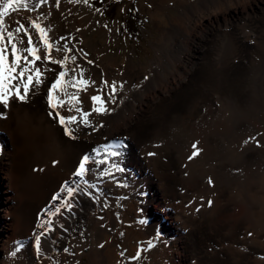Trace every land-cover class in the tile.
<instances>
[{
  "label": "bare ground",
  "instance_id": "1",
  "mask_svg": "<svg viewBox=\"0 0 264 264\" xmlns=\"http://www.w3.org/2000/svg\"><path fill=\"white\" fill-rule=\"evenodd\" d=\"M162 1L163 7L165 0ZM174 2L190 5L188 11L164 19L166 22L159 19L165 28L161 29L153 44L154 59L144 66L132 62L124 70L123 64L121 68L117 65L114 56L102 58L98 70L96 61L90 59L88 52L74 48L72 43L59 44L64 35L56 34L54 25L49 22V0L34 11L19 7L5 15L4 22L14 33L17 47L26 48L28 35H31L33 46L39 49L41 59L36 61L35 67L39 68L43 82L39 86L33 82L25 101L13 98L8 107L0 105V122L14 120L11 129L27 144L36 147L32 163L48 165L43 175L26 170L29 173L25 177L27 182L36 183L50 172H59L65 167L70 170L68 183L72 182L77 192L74 194L67 187V181L65 187L62 181L66 178L62 179L58 193L50 195L42 207L52 222L50 233L40 219L34 226L33 235L27 238L24 247L19 248L15 232L23 223L17 213L19 200L15 190L19 177L15 170V156L20 146L13 145L10 128H0L8 133L10 145H13L12 155L0 150V208L3 209L0 211L4 213V217H0V264H76L83 249L89 250L93 264L117 262L116 257L120 255L117 248L101 247L108 244L111 236L106 229L100 228L106 225V221H99L92 211L117 205L102 192L109 181L113 184L118 181L121 185L123 191L115 187L111 194H119L126 214H131L135 200L149 204L150 197L146 200L142 192L132 190L133 183L130 182L133 181L123 173V160H115V156L121 154L119 149L124 148L109 144L115 145L121 138L133 134L142 123V115H145L144 128L151 132L148 138H140L142 144L128 157L129 162L146 172L141 181L144 186L152 184L155 175L162 171L166 174L173 172L175 179L167 177L153 185L159 188L154 198L161 201L166 195L167 182L174 180L172 200L179 203L180 212L187 215L185 220L174 225L177 216L171 212L176 208L168 203L158 206L162 215L159 219L157 214L151 216L154 223L164 229V239L170 240L162 251L165 264H187L186 257L194 256L193 250L199 251L195 264H212L214 260L215 264H221L218 253L225 255L227 264H264V22L259 30V23L253 21L256 13L250 9L253 4H262L264 0ZM27 4L32 9L39 0H29ZM259 8L264 9L263 6ZM160 15L157 12L156 17ZM17 20L25 25L19 33L15 31L19 27ZM33 20L47 31V39L53 46L51 58H69L64 68L44 58L48 52L39 33L31 26ZM236 31L243 36L244 43L235 36ZM80 40L85 43L83 37ZM7 48L11 63V45L8 44ZM22 55L27 56V53L22 51ZM95 55L99 56V53L95 51ZM24 67L28 65L21 62L17 71ZM60 71L67 73L64 77L66 84L56 95L66 99L65 93L68 96L76 94L80 103L75 107L90 113L89 126H85L75 107L70 111L65 104L55 110L65 117L77 116V123L70 125L76 139L64 134L62 126L57 125V116L50 115L54 110L51 112L47 108L48 89ZM27 75L23 78L24 83ZM74 79H84L87 84L78 91L67 83ZM12 84L23 94V83L19 79ZM96 95L104 101L105 113L93 111L98 105H94L91 98ZM172 96L173 99L168 100ZM172 101L176 102L170 104ZM85 156L88 161L84 175L80 177L76 172ZM173 158L179 165L170 168ZM50 162L56 169L50 168ZM196 173L197 176H193ZM55 212L58 214L54 215ZM75 213L81 221L80 231L70 228ZM163 215H171L174 221L167 223ZM5 216L11 219L9 224ZM217 216L224 224L213 223ZM104 218L108 219L109 215ZM202 218L210 219L207 227L212 235L213 250L208 246L200 249L197 244L194 246V242L187 245L193 235L187 222ZM147 219V216L143 217L144 221ZM34 220L35 217L33 223ZM130 222L134 223L133 220ZM77 233L81 234L80 239H76ZM37 236L41 242L39 252ZM61 249L68 259L59 262L54 254ZM135 250L133 247L132 254ZM156 253H150V260L160 264ZM245 257H255V260L249 263Z\"/></svg>",
  "mask_w": 264,
  "mask_h": 264
},
{
  "label": "rangeland",
  "instance_id": "2",
  "mask_svg": "<svg viewBox=\"0 0 264 264\" xmlns=\"http://www.w3.org/2000/svg\"><path fill=\"white\" fill-rule=\"evenodd\" d=\"M28 1L29 0H24V2L26 3ZM95 1H97L98 3L97 6H101V5L103 6V10L107 15H111L109 17L111 21H109L107 17H103L99 10L93 9L94 4L91 0H71V2L70 0H59L58 6L56 0H49V3L47 4L49 9L47 10L50 11L51 13L49 16L50 18L49 22H51L52 25H54L53 31L56 34L64 35L63 41L61 39L58 41V43L61 44L66 41L65 43H72L74 48L82 49L84 52H88L89 53L88 56L90 57V59L96 61L95 66H98V70H100L99 66L101 65V59L108 58L110 56L116 57L117 59L116 63L120 68L121 65L123 64V68H122L123 70L127 69L132 62L141 66L148 64L155 57L153 44L156 43L160 32L165 28V25H163L162 20L159 19L169 20L168 19L169 17L177 16L183 10L188 11L190 5L189 3L180 5L174 2L176 0H165V5L163 4V7L161 4L163 2L162 0H95ZM52 2L54 3V6H52ZM5 3L6 0H0V8H2ZM260 6L264 7V3L259 5L253 4L252 7L250 8L254 13H256L253 21L259 23L258 26L259 30L263 26V22H264V9L262 10L261 8H259ZM130 8H136V10L139 13V20H138L139 35L136 34V39H135L136 41H134L135 36L134 38L130 39L127 36H124L123 32H120L121 29L120 17L123 12L124 13L127 12L126 10H129ZM13 11H14L13 9H9L7 14L12 13ZM157 12H160L161 15L156 17ZM133 18L134 20H136L135 14H133ZM247 19L248 18L245 17V20ZM248 22H250V20H248ZM235 26H237V23L235 24ZM258 32L259 31H257V33ZM235 36L239 40H241L242 43L245 42L243 36L240 34L239 31H236ZM66 37L69 40H67ZM82 37L85 43H83L80 40ZM213 37L215 38V33L213 34ZM95 51L99 53V56L95 55ZM173 97L174 96H172L168 100L173 99ZM175 102L176 101H172L170 104H173ZM135 106L138 107L139 104L135 103ZM132 118H135V116H132ZM144 119H145V115H142V119H141L142 123L138 125L139 127L136 129V131L126 138H121V140L118 141L113 146L119 148V145H121V143L123 142L128 143L126 149H119L121 154L116 155L115 160L117 162L123 160V162L121 163V166L123 168V173L127 179L133 181V182L128 181L130 183H133V185L140 178L139 173H137L133 167H136L138 170H143V169L138 168L135 164L129 162L128 157H130L134 152L138 151L139 146L142 144L140 138H148L150 135L151 130L144 128L145 127ZM13 124H14V120H10L9 122L1 121L0 128H4V129L10 128V131L13 134V140H12L13 145L20 146V150L15 156V160H16L15 170H17V174L19 177V182H17V186L15 190V196L16 197L18 196L19 203L17 207V213L19 214L20 216L19 218L21 219V223L23 224L19 226L17 231L15 232L17 236V239L15 241L16 242L20 241L21 244H24L27 238L33 235L35 228L34 226H36L37 222L39 221L40 215L38 214L40 213L41 208L46 203L50 195H54L58 193L62 179L66 178L64 180L68 181V175L70 174V170L64 167L59 172L57 171L50 172L44 179L40 178L36 183L30 184V182H27L25 177H27L29 173H27L26 170L27 171L31 170V173L33 174L43 175L44 173H46L48 165L46 164L34 165L32 163V160L35 157L36 147L27 144L24 138L20 137L16 132H14L13 129H11ZM10 142L11 141L10 138L8 137V133L0 129V150L2 152L7 151L12 155L13 145H10ZM166 161H168L167 156H166ZM51 162L49 165L50 168L56 169L51 164ZM178 165L179 163H177L176 158H173L169 167L175 168ZM30 166L32 167L30 168ZM128 166H131L130 169L133 171L132 173L130 171L126 172L125 169ZM197 174L198 173H196L193 176H197ZM172 175L173 172L166 174L162 171L158 176L155 175L154 178L152 177L154 179L152 184H146V186L142 185L143 188L148 190L149 192L148 196L150 197V200H149V204L146 205V209L144 210L143 213L138 215H133L139 219L138 225L134 224L133 222L125 221L124 218L127 216L128 213L126 214V211H122L124 209L122 204L120 207L119 205L120 203H117V205H115L114 207H109L108 208L109 211L101 208V210L96 212V209L93 206V209L95 210L92 211V214L95 215L99 221L101 222L106 221V225H104V227L100 226V228H103L102 230L104 231L107 230L108 233L111 235L110 236L111 241L110 238L108 237L109 239L108 244L107 243H105L106 245L103 244L102 248H106V247L117 248L120 254L119 256L116 257V259L118 260L115 264H135V263L157 264V261L150 260V253L152 251H157L156 254H159L158 263L165 264L166 258L162 256V251H165V248L167 244L170 243V240L168 241V239H164V236H162L163 235L162 231L164 229L162 227L161 230L154 228L152 230L153 232L148 231L144 234L139 233V230L141 229V225L146 226L148 224L147 221L141 223V219L143 220L144 214L147 213L150 216H154L157 214L158 215L157 218L159 219V217L162 215H160L158 212L159 209L158 206L159 205L166 206L168 203L172 204L176 208L174 209L175 211L171 212L173 216L174 215L177 216L174 225L185 220V216L187 215L184 216V214L180 212L179 208L181 205L172 200L171 191L173 189L174 180L167 182L166 188L164 190L166 195L161 199V201L157 202L156 199L154 198L158 193L159 188L153 187V185H157L161 181H165L167 177H173ZM204 177L205 175H203V178ZM108 183H110L112 187L110 191H112L115 187H118L123 191L118 181H115L114 184L111 181H109ZM140 184H142L141 181ZM177 184L178 181L176 180V185ZM132 190H134L133 186H132ZM52 191L54 192L52 193ZM107 193H108V197H112V195L109 193L108 190ZM184 201H186V199ZM132 209L133 212L135 213H137L136 210L140 212V205L135 203ZM2 211H0L1 218L2 216L4 217V213ZM106 212H110V213L107 214ZM75 214L72 215L73 218L71 217L72 225L70 228H77L78 231H80L79 225L81 221L79 217H77L78 213ZM108 215L109 218L105 219L104 217L105 216L107 217ZM34 217L35 220L33 223ZM75 217L76 219H74ZM163 218L167 220V223H172L170 222V220L174 221V218L171 215H163ZM3 221L4 219H2V222ZM5 221H7V223L9 224L11 219L9 217H6ZM123 221L127 222V224H124ZM133 221L135 222V220ZM209 222L210 219L207 218H202L201 220L198 219L195 221L187 222L188 225L191 226L192 229L191 234H193L190 235L187 245L190 246L194 242V246L197 244L200 249H202V247L204 246L205 247L208 246L213 250V243L211 240L212 235L211 233H209L207 227ZM32 223H33V228L31 229ZM213 223L216 225L224 224L220 216H217V218L213 220ZM48 230L49 231H47V233H50L51 228H49ZM155 230L161 232L162 235L159 234L158 236L155 235ZM75 237L76 239H80L81 234L77 233ZM155 238H158L157 239L158 241H155ZM146 240H151L152 243L146 242ZM161 240H164V242ZM171 241L174 242L173 240ZM223 243L225 244V242ZM133 247H136V250L132 254ZM103 251H105V249ZM198 252H199L198 250H193L194 256H191L190 254L189 257H186V263L195 264L196 263L195 258L198 257ZM208 252H210V249H208ZM208 252L207 254H209ZM98 253L101 254V251H99ZM54 255L56 260H58L59 262L63 261L64 259H68L64 256V251L62 249L59 250V252ZM217 259H219V262H222L221 264H227L228 262V260L225 259V255L223 256L222 253L217 254ZM245 260L250 263L255 260V257H245ZM76 264H93L90 261L89 250L83 249L81 252H79ZM104 264H108V262H104ZM212 264H215V260L212 261Z\"/></svg>",
  "mask_w": 264,
  "mask_h": 264
},
{
  "label": "snow or ice",
  "instance_id": "3",
  "mask_svg": "<svg viewBox=\"0 0 264 264\" xmlns=\"http://www.w3.org/2000/svg\"><path fill=\"white\" fill-rule=\"evenodd\" d=\"M47 0H39V4L35 5L34 8L29 9V6L24 0H6V3L0 8V105H3L5 108L9 106V102L11 99L15 98L20 101H25L27 95L29 93L30 86L33 85L35 82V86H39L43 81L41 78V72L39 68L35 67L36 61L41 59V56L38 54L39 49L33 46V40L31 35H28L27 31H25V35H28L27 47L21 50L17 47V43L14 42V33L11 30H8V26L4 22V17L8 13L9 9L15 10L17 7H23L24 9L34 11L35 8H38L40 4L46 3ZM57 6L59 5V0H56ZM71 2V0H70ZM16 23L19 24V27L16 28V33H19L22 29L25 28L23 23H20L18 20ZM31 26L35 28L36 32L39 33L40 40L43 42L44 48L47 50L48 55L44 58L47 59L52 64H59L60 68H64L66 62L68 61V57L65 56L63 60H55L51 58V49L52 45L49 43L47 39V31L45 28L41 27V25L33 20L31 22ZM5 32L7 33V44L5 43ZM11 45V63H9V56H8V48L7 45ZM22 51L27 53V56H30L32 59L31 61L28 60L27 56L22 55ZM74 59V58H73ZM21 62L28 67H24L19 72L17 71L18 68L21 66ZM27 75V82H23V78L25 74ZM67 75L65 71L59 72V77L55 80V83L51 85L47 92V99H48V106L54 110L53 113L50 115H56L59 119V123L64 129V134L69 136L72 139H76L74 135V131L70 128V125L77 123V116L73 115L70 117H65L60 115L58 111H55L59 108L68 104L69 110L71 111L75 105L80 103L79 98L76 94H72L68 96L65 93L66 99H61L60 96L56 95L58 91H63L66 82L64 81V77ZM80 76H83V73H80ZM20 80L23 83V94H21V90L19 87H14L12 82L16 80ZM71 84V86L76 87L79 91L80 89L84 88L87 84V81L84 79L76 80L67 82ZM113 91H115V85H112ZM92 101L94 105H98L97 107L93 108V111L96 113H105L106 109L104 107V101L101 99L100 96H92ZM75 111L80 114L83 118L82 122L85 126H89L88 116L90 113L82 111L79 107H75ZM195 147V145L193 146ZM116 155V153H112ZM197 153H193L195 155ZM88 161V157L85 156L83 160L80 162L79 170L76 172L77 176L83 177L85 172V165ZM211 183V181H209ZM69 195H71V189H69ZM70 207V205H69ZM40 237L37 236L36 238V248L37 252L40 251ZM103 247V245H101ZM66 251V250H65Z\"/></svg>",
  "mask_w": 264,
  "mask_h": 264
},
{
  "label": "trees",
  "instance_id": "4",
  "mask_svg": "<svg viewBox=\"0 0 264 264\" xmlns=\"http://www.w3.org/2000/svg\"><path fill=\"white\" fill-rule=\"evenodd\" d=\"M94 4L96 5V2ZM125 16H126V29L127 30L134 29V31L137 30L138 26L135 20L131 18V15H129V12H127Z\"/></svg>",
  "mask_w": 264,
  "mask_h": 264
}]
</instances>
